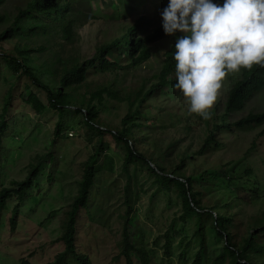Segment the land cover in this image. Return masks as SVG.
<instances>
[{
    "label": "rangeland",
    "instance_id": "rangeland-1",
    "mask_svg": "<svg viewBox=\"0 0 264 264\" xmlns=\"http://www.w3.org/2000/svg\"><path fill=\"white\" fill-rule=\"evenodd\" d=\"M166 3L167 0H92L90 7L97 17L77 26L71 42L63 39L60 33L51 32L44 36L26 37L22 40L13 38L0 42V50L12 51L15 42L21 41L34 50L42 46L41 52L30 51V57L32 56L37 63L49 59L52 53L53 56L69 55L90 59L95 54L96 48L107 41L110 35H119V30L116 31V29H122L123 26L132 24L140 17H145L149 30L160 25L159 12ZM22 5L23 0H0V15L5 17L0 23V32L10 24L17 8ZM170 45L169 37L152 43L150 58L137 67L90 74L89 85L84 86L79 92H85V103L94 106L97 112L95 121L99 125L113 131L119 128L121 118L128 109L127 101L103 94L104 99L100 102L96 98H91L88 92L106 87L116 91L119 97H133L142 85L148 86L153 82L152 76L158 72L164 53ZM110 59L113 60V57ZM236 78L237 72L228 73L224 77L210 112L213 109L214 112L223 109L227 92ZM19 85L21 84L18 81L15 82L14 76L7 70L5 63L0 61V113L7 96L10 92V96L15 93L12 99L9 96L11 100L9 111L5 127L0 134V189L14 187L13 182L23 180L32 166H38V173L34 179V183L38 186L29 189L21 202H18L15 197L8 199L5 208L0 211V264H20L21 259L27 260L28 264H49L63 249L61 242H56V239L63 232L66 212L76 196L83 163L92 151L95 137L82 123V116L73 109H66L60 118L57 112L50 109L40 113L35 112L23 101L25 94L20 91ZM31 90L38 93L46 104V99L39 90L33 86ZM169 92L165 105L174 114L173 124L155 131L148 127L144 135L141 134L138 138L139 151L145 153L147 157H151L152 154L149 142L151 138L156 141L159 139L163 148L167 143L179 140L182 151L194 152L208 133L205 119L186 112L185 100L176 89L172 87ZM158 104H161L160 100ZM157 109L158 105L152 103L151 111L157 112ZM263 110L264 87L245 103L243 109L232 113L229 119L234 121L248 112ZM58 121L62 131L56 134L55 126ZM260 129L261 127L225 135L222 137L223 149L196 156L192 162L193 168L213 167L215 164H225L238 158L250 146L251 140L256 138ZM145 133H147L146 136ZM50 151L54 153L53 163L49 161ZM106 154L112 158V171L110 173L101 171L100 177L103 183L99 185V188L103 191L104 200L107 202L105 208L107 220L104 226L98 223L89 224L82 214L77 223L76 250L86 254L90 264H125L124 260L116 258V255L121 238L120 215L125 208L123 186L129 173L134 175L138 191V198L134 204L136 212L132 223L140 228L143 241L152 251L158 262L156 263L190 264L189 256L191 257L197 250L194 218L184 221L179 219L182 210L179 203L175 201L176 193L172 190L154 194L156 185L145 165L137 167L130 165L125 173L122 169L124 149L121 143L110 142ZM263 157L264 137L260 136L257 138V146L250 160H246L247 165L253 167L255 172L249 177L242 176L239 179L240 185L249 189L262 183L264 187ZM169 159L177 162L178 156L172 151ZM171 166L174 165L164 167L170 169ZM187 174L188 170L185 175ZM49 175L52 176L51 180L48 179ZM220 191L221 188L218 186L213 187L205 194L203 204L212 206L217 200H221L223 195ZM240 197H242L241 194ZM227 198H231V195L228 194ZM16 204L19 206L15 214V228L12 229L10 219ZM234 211L238 212L236 217L239 221H243V224L251 223L264 212V190H261L254 199L252 197L241 199L240 206L234 208ZM209 224L210 220H205L206 228ZM166 234L171 237L170 256L164 253L163 248ZM206 237L209 252L218 250L221 240L213 235L211 228H207ZM183 250H185V256L181 258ZM66 264H74V262L68 258Z\"/></svg>",
    "mask_w": 264,
    "mask_h": 264
},
{
    "label": "trees",
    "instance_id": "trees-1",
    "mask_svg": "<svg viewBox=\"0 0 264 264\" xmlns=\"http://www.w3.org/2000/svg\"><path fill=\"white\" fill-rule=\"evenodd\" d=\"M91 1L23 0V5L17 8L10 24L0 32V42L13 38L22 40L26 37L44 36L51 32L60 33L63 39L71 42L77 26L97 17L91 10ZM213 2L222 3V0H213ZM4 19L5 17L0 15V23ZM147 24L145 17H140L132 24L123 26L122 29H116V31L119 30V35H110L107 41L96 48L95 54L90 59L69 55L53 56L52 53L49 59L37 63L32 56L30 57V51L41 52L42 46L34 50L21 41L15 42L12 51L0 50V61L5 63L7 70L14 76L15 82L18 81L21 84L19 88L25 94L23 101L26 104L38 113L45 109L55 111L59 118L66 109H73L82 116V123L95 137L92 151L83 163L76 196L66 212L63 232L56 239V242H61L63 249L49 264H66L68 258L74 264H90L87 255L76 250L77 223L82 214L89 224L98 223L104 226L106 223L107 202L99 185L103 183L100 177L101 171L108 173L112 171V158L106 154L110 142L121 143L124 149L122 169L125 173L130 165L136 167L145 165L156 185L154 194L173 190L177 195L175 201L179 203L182 210L179 219L184 221L194 218L197 250L191 257L189 256L190 264H264V212L245 225L243 221L237 219L238 212L234 211V208L240 206L241 199L244 200L247 197L254 199L261 190H264L262 183L249 189L239 183L242 176L249 177L255 172L253 167L247 165L246 160H250L257 146V138L264 137V110L248 112L234 121L229 119L232 113L243 109L245 103L264 87V67L253 66L251 69H241L237 72V78L227 92L223 109L216 112L213 109L210 117L205 120L208 133L196 151H182L179 140L169 142L163 148L159 139L156 141L151 138L149 142L152 154L151 157H147L145 153L139 151V136L144 135L148 127L153 131L166 128L172 125L175 119L172 110L165 105V101L169 96V89L171 90L175 82V62L172 59V53L176 35H179V33L165 35L161 23L150 30ZM168 37L171 39V45L164 53L158 72L152 76L153 82L148 86L142 85L133 97H119L116 91L106 87L88 92L91 98H96L100 102L104 99L103 94L127 101L128 109L121 118L120 127L115 131L103 128L95 121L97 112L94 106L85 103V92H79L84 86L89 85L90 74L137 67L150 58L152 43ZM111 57L113 60L110 59ZM32 86L44 95L46 104L38 93L31 90ZM13 94L15 93H12L11 99ZM9 96L0 113V134L5 127L9 111L11 101ZM158 100L161 104H158ZM152 103L158 105L157 112L151 111ZM260 127L256 138L251 140L250 146L238 158L225 164H215L213 167L193 168L192 162L196 156L223 149L222 137L225 135ZM61 131L60 121H58L55 132L59 134ZM172 151L178 156L177 162L169 159ZM48 156L50 163H53L54 153L50 151ZM262 163L264 164V157ZM170 164L174 166L165 169L166 165ZM187 170L188 174L185 175ZM37 173L38 166H32L23 180L13 182L14 187L0 189V211L5 208L8 199L15 197L18 202H21L29 189L38 186L34 183ZM48 179L51 180L52 176L49 175ZM216 186L221 188L220 192L223 195L221 200H217L212 206L204 205L205 194ZM136 187L137 181L134 175L128 173L123 186L125 208L120 215L122 228L116 258H122L125 264H157L152 251L143 241L140 228L132 223L136 212L134 204L138 198ZM228 194L231 198L226 199ZM18 206V204L14 206L10 219L12 229L15 228V214ZM207 219L210 220L207 228H211L213 235L221 240L219 249L212 252H209L206 237L205 220ZM165 238L164 253L170 256L171 237L166 234ZM180 256L181 258L185 256V250ZM20 264H28V261L21 259Z\"/></svg>",
    "mask_w": 264,
    "mask_h": 264
},
{
    "label": "clouds",
    "instance_id": "clouds-1",
    "mask_svg": "<svg viewBox=\"0 0 264 264\" xmlns=\"http://www.w3.org/2000/svg\"><path fill=\"white\" fill-rule=\"evenodd\" d=\"M159 16L165 35L179 33L172 87L188 114L208 119L228 73L264 67V0H167Z\"/></svg>",
    "mask_w": 264,
    "mask_h": 264
}]
</instances>
